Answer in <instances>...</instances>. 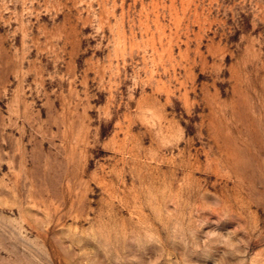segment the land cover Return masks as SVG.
<instances>
[{
  "label": "rangeland",
  "instance_id": "rangeland-1",
  "mask_svg": "<svg viewBox=\"0 0 264 264\" xmlns=\"http://www.w3.org/2000/svg\"><path fill=\"white\" fill-rule=\"evenodd\" d=\"M0 264H264V0H0Z\"/></svg>",
  "mask_w": 264,
  "mask_h": 264
}]
</instances>
